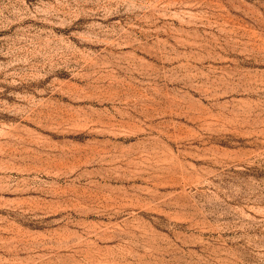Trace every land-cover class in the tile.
Returning a JSON list of instances; mask_svg holds the SVG:
<instances>
[{"label":"rangeland","instance_id":"obj_1","mask_svg":"<svg viewBox=\"0 0 264 264\" xmlns=\"http://www.w3.org/2000/svg\"><path fill=\"white\" fill-rule=\"evenodd\" d=\"M0 264H264V0H0Z\"/></svg>","mask_w":264,"mask_h":264}]
</instances>
